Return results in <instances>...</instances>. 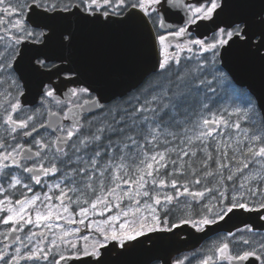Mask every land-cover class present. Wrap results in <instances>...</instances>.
<instances>
[{
    "label": "snow or ice",
    "instance_id": "snow-or-ice-1",
    "mask_svg": "<svg viewBox=\"0 0 264 264\" xmlns=\"http://www.w3.org/2000/svg\"><path fill=\"white\" fill-rule=\"evenodd\" d=\"M0 264H264V0H0Z\"/></svg>",
    "mask_w": 264,
    "mask_h": 264
},
{
    "label": "water",
    "instance_id": "water-1",
    "mask_svg": "<svg viewBox=\"0 0 264 264\" xmlns=\"http://www.w3.org/2000/svg\"><path fill=\"white\" fill-rule=\"evenodd\" d=\"M97 41L98 43L94 44ZM115 48V42L103 32L89 29L87 34H82V54L87 58L111 60L107 67L108 73L126 86L127 84L135 82L143 68L132 54H115ZM122 90V87L113 88L108 92V95ZM197 237H202V234H197ZM197 237L182 238L181 244L178 245L177 253L195 248L205 240Z\"/></svg>",
    "mask_w": 264,
    "mask_h": 264
},
{
    "label": "flooded vegetation",
    "instance_id": "flooded-vegetation-1",
    "mask_svg": "<svg viewBox=\"0 0 264 264\" xmlns=\"http://www.w3.org/2000/svg\"><path fill=\"white\" fill-rule=\"evenodd\" d=\"M88 31H89V29L87 27H84L81 29L82 34H87ZM97 43H98V41L95 42L94 44H97ZM216 239H217L216 236H212L209 239L203 240L201 242V244H199L195 248L178 252V253H176V255H178L180 258H183L184 256H189V257L194 256L195 254L202 252V250H204L208 246H210Z\"/></svg>",
    "mask_w": 264,
    "mask_h": 264
}]
</instances>
